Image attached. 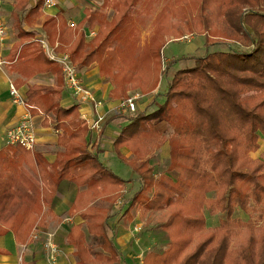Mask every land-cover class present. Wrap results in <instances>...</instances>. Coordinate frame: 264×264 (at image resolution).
<instances>
[{
  "label": "trees",
  "instance_id": "1",
  "mask_svg": "<svg viewBox=\"0 0 264 264\" xmlns=\"http://www.w3.org/2000/svg\"><path fill=\"white\" fill-rule=\"evenodd\" d=\"M31 1L15 0L19 40L8 56L10 68L19 75L18 88L38 73L56 77L58 85H29L26 101L33 116L45 115L44 123L57 131L61 149L54 163L20 144L0 151V233L33 241L67 180L79 188L69 215L83 222L67 236L78 264H118L122 252L110 235V220L116 197L132 179L102 162L99 146L87 139L79 104L61 105L63 70L43 52L35 31L24 28L25 20L41 16L46 0L28 8ZM141 1L103 0L74 25L57 13L46 18L43 30L78 69L97 64L114 85L111 97L121 100L131 89L141 88L144 95L158 89L175 62L162 59L166 41L190 33L206 37L205 54L183 57L195 65L177 69L166 90L157 92L166 99L157 109L111 118L130 121L114 146L140 185L126 200L124 215L131 219L136 207L145 214L167 213L162 228L168 247L148 252L142 264H264V150L257 158L251 154L264 142V0H166L143 45L135 17ZM87 28L96 29L90 39ZM222 43L228 50L211 51ZM159 121L167 123L169 135L157 127ZM166 142L169 164L158 174L152 158ZM207 212L222 215L217 226H208Z\"/></svg>",
  "mask_w": 264,
  "mask_h": 264
},
{
  "label": "crops",
  "instance_id": "2",
  "mask_svg": "<svg viewBox=\"0 0 264 264\" xmlns=\"http://www.w3.org/2000/svg\"><path fill=\"white\" fill-rule=\"evenodd\" d=\"M36 1L32 0L28 8L34 7ZM142 2L145 3L147 0ZM102 3L103 0H58L54 7H44L41 16L38 18L25 20L24 28L35 31L36 38L39 37L38 40L42 38L49 40L48 35L43 30L44 22L48 16L62 13L69 23L77 24L85 17L84 10L86 8L99 9ZM14 4L15 0H0V22L4 24L6 30L5 36L0 39V61H4V64L0 66V151L8 144L7 132L16 127L27 112L26 107L13 102L9 93L10 83L15 82L19 78V75L11 70V61L8 58L12 47L19 40L16 35L17 31L14 28L15 19L12 14ZM25 14L26 12L21 13V16L25 17ZM112 14L113 10L110 9L109 15L112 16ZM92 33L95 34L96 29L87 28V37L89 39L93 37ZM78 71L83 83L93 92L96 103L92 100L81 102L66 87V84L61 83L60 87L63 90L61 105L70 107L74 104H79L80 117L89 127L87 139L92 146L94 144L99 146L102 162L120 176L136 180V171L118 158L114 146V142L121 134L123 127L128 125L130 121L127 117L111 119L119 113L128 116L134 114V112L123 107L124 100L111 97L114 85L109 79L100 75L97 64L78 69ZM33 84L54 86L58 85V81L52 73H38L28 80L26 84L19 87L25 97L29 85ZM157 92L158 89L151 95L141 94L140 98L136 100L138 111L157 109L159 107L155 106ZM137 93L139 92L136 90H130L128 94L129 97H133L132 95L135 94L134 96H136ZM101 117L103 118L101 122L93 128L94 123ZM45 118L43 114L34 115L31 118V125L37 136V145L32 152L40 153L50 163H54L61 147L59 146L57 131L52 126L44 123ZM166 145L167 147L165 148ZM161 149L167 152L170 157V145L168 142ZM263 150L264 142L262 141L261 148L257 151L259 153L258 157ZM122 152L127 157H132V152L128 148H122ZM77 192V185L70 181L65 180L60 184L57 195L51 204L52 212L47 213L42 225L37 226L34 231L33 241L30 243L18 242L11 231L0 233V264H78V259L73 253L74 248L67 242L68 233L73 225L71 223L79 224L83 221L78 216H75V218L67 217ZM118 213V208H112L113 216L110 223L112 232L110 231V235L115 234V242L122 252L119 263L122 260L123 264H142L143 258L151 251L152 247L143 243V237L138 235V231L135 230V227L138 226L132 225L136 218L133 215L131 219L125 216L127 225L122 224L121 215H118ZM60 217H63L64 220H58ZM76 218H79V220L76 221ZM206 218L208 224L209 216L207 213ZM221 218L222 215L219 216L218 224ZM139 226L142 229V225ZM208 226L215 227L209 224ZM49 244L54 248H51Z\"/></svg>",
  "mask_w": 264,
  "mask_h": 264
},
{
  "label": "rangeland",
  "instance_id": "3",
  "mask_svg": "<svg viewBox=\"0 0 264 264\" xmlns=\"http://www.w3.org/2000/svg\"><path fill=\"white\" fill-rule=\"evenodd\" d=\"M165 2L166 0H147V2L145 3L141 1V3L136 7L135 17L137 19V24H138L136 30V36L138 37L141 45H143L148 40L149 36L152 34L154 28L153 19L156 16V14L159 12V10L162 8V6L165 4ZM52 44L55 45V43ZM228 48H229L228 43L225 44L222 43L211 46L210 49L211 51H218V50L224 51V50H228ZM41 49L43 50L44 53H46L42 45H41ZM59 52L70 54L68 51H59ZM205 52H206L205 35L190 33L180 38H171L170 40L166 41V43L162 48V59L166 64L171 60H175V62L172 63V66L171 68L168 69V72L160 77L158 92L163 93L166 90L168 86V82L172 79V76L177 69L184 67L186 68L193 67L195 65V61L193 59L182 60L183 57L193 56V55L202 56L205 54ZM131 90H136L139 92L137 93L136 96H134L135 94L132 95L137 99L140 98L141 94H143L141 88H135ZM156 100H157L156 101L157 105L155 104V106H160L166 99L163 95H157ZM139 111L137 108L134 114L138 113ZM157 126L160 129V131H162L163 133L167 135L170 134V130L168 129L166 122L159 121L157 122ZM167 129L169 130L168 133H167ZM166 147L167 145L165 146V148ZM251 154L253 157L255 156V158H257L259 153H257L256 151V152H252ZM152 163H154L156 167V173L159 174L161 173V171L163 172L164 170H166L169 164V156L167 152H164L162 149L156 151V153L152 158ZM139 186H140L139 182L137 183L136 180H131L122 188L118 197H116L117 200L113 205V208L119 209L118 215H121V221H123L122 224L127 225L125 221L126 218H124L125 217L124 210L127 208L126 200L130 198L138 190ZM209 196L215 197L214 193H211ZM141 209L139 207H136L133 210L132 213L133 216L136 218V221L132 225L133 226L142 225V229L138 232V235H141L143 237V243L146 246L152 247L151 251H154L156 253H162L168 247V241H169V237L166 231L162 228V223L166 220L167 213L165 211H158V212H150L148 214H145ZM207 215L209 216L208 224L210 226H215L218 224L219 216H221L220 214L210 215L207 212ZM77 216L80 217L79 215H76V217ZM67 217L75 218V216H70L69 213ZM81 219L82 218H80V220ZM58 220L61 221L64 220V218L60 217V219ZM77 220H79V218H76V221ZM74 223L75 222H72L71 225L72 224L75 225ZM118 264H123L122 260Z\"/></svg>",
  "mask_w": 264,
  "mask_h": 264
},
{
  "label": "built area",
  "instance_id": "4",
  "mask_svg": "<svg viewBox=\"0 0 264 264\" xmlns=\"http://www.w3.org/2000/svg\"><path fill=\"white\" fill-rule=\"evenodd\" d=\"M57 2L58 0H46L45 7L52 8ZM70 24L74 25L73 23ZM5 34V26L2 22H0V39H3ZM95 34L92 33L93 36ZM39 41L41 42V45L49 58L53 61H56L61 66L65 76L66 87L72 91L73 95L76 96L81 102L92 100L96 103L93 92L81 80L78 68L72 62L70 55L68 53L59 52L57 50L58 43L53 45L46 38L39 39ZM2 64H4V61H0V66ZM9 93L13 102L17 105L26 107L27 112L21 122L16 127L10 129L7 132V142L10 145L20 144L26 149L34 150L37 145V136L31 125V118L33 116L31 113L32 106L27 103L26 97L22 94L20 88H18L14 82L10 83ZM136 99L137 98L134 96L125 99L123 107L129 111L135 112L137 110L135 101ZM102 119V117L99 118V120L94 123L93 128H95ZM135 230L139 232L141 227L138 226L135 228ZM49 245L51 248H54L51 244Z\"/></svg>",
  "mask_w": 264,
  "mask_h": 264
}]
</instances>
